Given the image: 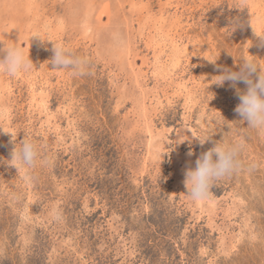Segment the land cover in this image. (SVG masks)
Instances as JSON below:
<instances>
[{"label":"rangeland","instance_id":"374dc122","mask_svg":"<svg viewBox=\"0 0 264 264\" xmlns=\"http://www.w3.org/2000/svg\"><path fill=\"white\" fill-rule=\"evenodd\" d=\"M261 33L264 0H0V47L33 64L0 72V264H264V134L235 112L246 85L215 80L264 69ZM241 137L239 170L191 201L188 168Z\"/></svg>","mask_w":264,"mask_h":264},{"label":"clouds","instance_id":"9594fccd","mask_svg":"<svg viewBox=\"0 0 264 264\" xmlns=\"http://www.w3.org/2000/svg\"><path fill=\"white\" fill-rule=\"evenodd\" d=\"M240 3L246 6L247 0H240ZM257 36L264 41V33ZM53 53L50 63L55 70H66L78 75L86 66L85 58L76 55L63 44H54ZM249 57L252 58L241 60L239 71L223 68L215 80L217 85H223L225 81H231L233 87L241 81L246 85V90L236 89L240 103L235 112L242 117V122L247 121L249 128L264 134V69L256 62V57ZM32 65L22 47H0V72L15 77L31 71ZM2 111L4 109L0 107V112ZM244 146L245 141L241 137L231 144L217 142L210 150L202 153L195 161V167L188 168L185 173L187 197L193 202L211 201L213 185L239 170L241 164L238 157ZM37 159L38 148L30 138L24 137L15 144L11 160L17 169L24 170L25 182L30 181L27 170L36 164Z\"/></svg>","mask_w":264,"mask_h":264}]
</instances>
